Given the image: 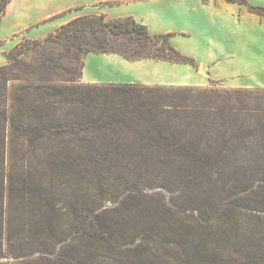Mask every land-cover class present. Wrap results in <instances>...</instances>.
<instances>
[{
  "label": "trees",
  "instance_id": "1",
  "mask_svg": "<svg viewBox=\"0 0 264 264\" xmlns=\"http://www.w3.org/2000/svg\"><path fill=\"white\" fill-rule=\"evenodd\" d=\"M11 1L0 0V21ZM171 36L152 35L146 24L132 17L112 22L104 16H85L63 25L44 42L27 40L5 55L11 65L18 51L40 46L58 48V57L46 61L54 73L59 69L66 77L61 85L52 84L48 78L37 81L24 76L0 81V203L8 210V219L12 216L9 223L18 219L17 211L23 210L19 218L38 216L43 230L54 235L55 216L67 209L55 197L57 190L66 195L69 188L79 189L106 170L176 173L194 178L264 177V89L224 88L214 81L207 88L83 82V60L90 53L120 55L130 62L163 60L196 67L195 59L172 46ZM10 70L0 68V75L4 77ZM38 152L39 159L43 157L41 162L48 166L53 185L47 197L41 191V197L37 196L35 188L40 185L32 180L36 177L32 176L34 157L27 158L28 153L34 156ZM19 159L23 165L16 163ZM80 169L86 171V182L80 179ZM66 175H70L68 181ZM76 195L72 200L63 198V202L73 203V227L86 245L101 238L97 228L100 217L93 216L95 208L85 212ZM30 225L26 223L25 228ZM207 229L202 230L199 240L192 238L191 230L181 233L188 235L180 239L182 264H234L227 248L231 244L238 250L244 242L229 228L213 240ZM36 235L40 239L45 236ZM7 236L9 241L16 239L15 232ZM44 244L49 242L45 240ZM254 249V264H264V235L257 237ZM73 261L68 264H77ZM83 262L92 263L88 259ZM153 263L157 264L156 260Z\"/></svg>",
  "mask_w": 264,
  "mask_h": 264
},
{
  "label": "rangeland",
  "instance_id": "2",
  "mask_svg": "<svg viewBox=\"0 0 264 264\" xmlns=\"http://www.w3.org/2000/svg\"><path fill=\"white\" fill-rule=\"evenodd\" d=\"M263 10L264 0H187L183 4L168 2L162 12L146 13L153 24L150 32L153 35L171 34L172 46L180 54L195 59L197 66L163 61L173 64L170 72L164 70L166 84L153 85L142 82L148 71L127 68L124 73L119 72L117 84L207 88L214 81L224 88L264 89ZM210 39L223 43L225 54L220 58L224 61L208 60L205 61L208 64L201 66L191 54L201 55L211 49V44H207ZM27 40L35 41L24 36L9 52L18 50ZM18 52L11 65L5 56L6 63L0 68L11 70L4 77L0 75V81L24 76L37 81L48 78L53 80L52 84L61 85L66 80L64 73L59 69L57 74L54 73L46 61L58 57V48L40 46ZM83 61L85 69V58ZM202 67L206 70L202 71ZM95 74L102 77L105 71L96 70ZM104 84L110 83L93 85ZM8 150L7 146V153ZM29 156L34 157L35 175L32 176L36 177L32 180L40 185L35 188L37 196L41 197V191L47 197L52 190L48 166L41 162L43 157L39 159V152L34 156L28 153V159ZM9 159L7 155L8 175ZM18 161L17 164H22L21 159ZM79 172L81 181L86 182L85 169ZM69 178L70 175L65 176L67 181ZM52 180L56 184L60 182V179L58 182ZM64 193L58 189L55 197L63 202V198L72 200L77 194L75 200L85 212L87 208H95L93 216L100 217L97 228L101 230V238L84 244L83 236L73 227L72 202H60L67 209L55 216L57 238L43 230V222L39 224L38 216L28 214V217L19 218L23 210L17 211L18 219L13 217V222L9 223L12 216L8 219V210L0 203V210H3V216L0 212V264H68L73 258L77 264L81 261L89 264L83 262L85 259L91 264H144L146 260V264H154V260L157 264H182L180 239L181 235L182 239L188 235L181 233L191 230L192 238L199 240L204 228L212 233L213 240L229 228L234 237L238 236L237 239L244 242L238 250L231 244L227 248L226 252L233 254L234 264H254L257 237L264 235L263 176L206 175L194 178L176 173L106 170L90 178L85 186L72 187L66 190V195ZM28 222L31 225L25 228ZM9 232H15L16 239L9 241ZM36 233L45 236L40 239ZM45 240L49 244H44ZM233 245H237L236 241Z\"/></svg>",
  "mask_w": 264,
  "mask_h": 264
},
{
  "label": "crops",
  "instance_id": "3",
  "mask_svg": "<svg viewBox=\"0 0 264 264\" xmlns=\"http://www.w3.org/2000/svg\"><path fill=\"white\" fill-rule=\"evenodd\" d=\"M187 0H12L6 8V12L0 21V66L6 63L5 53L9 52L16 42L24 36L33 40L45 39L49 34L55 33L63 25L75 19L85 16H104L108 21L132 17L147 25L151 30L153 25L146 13L152 14L162 12L168 2L185 3ZM131 5V6H130ZM151 5V6H150ZM149 6V8H148ZM162 6V8H160ZM149 30V31H150ZM187 32L186 30H184ZM151 33V32H150ZM152 34V33H151ZM153 35V34H152ZM159 35V34H157ZM211 44L207 51L201 55L197 52L191 54L200 62L224 61L222 57L224 45L221 41L210 39ZM215 60V61H214ZM217 60V61H216ZM173 64L154 60H141L128 62L119 55L90 53L85 58V69L83 82L85 83H110L117 84L119 72L124 73L126 69L143 68L148 71L142 80L145 84H166L167 78H163L171 71ZM202 71L206 68L202 67ZM105 71L102 77L96 76L95 71ZM154 70L153 73H151Z\"/></svg>",
  "mask_w": 264,
  "mask_h": 264
}]
</instances>
